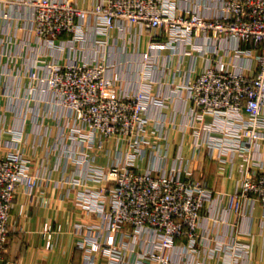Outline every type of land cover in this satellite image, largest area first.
<instances>
[{
  "label": "built area",
  "instance_id": "built-area-1",
  "mask_svg": "<svg viewBox=\"0 0 264 264\" xmlns=\"http://www.w3.org/2000/svg\"><path fill=\"white\" fill-rule=\"evenodd\" d=\"M178 1L99 0L91 8H81L73 0H0V20L6 23L15 18L7 12L10 4L31 7L28 35L43 48L33 57L16 49L0 55L8 63L16 59L28 63L23 74L8 76L0 71V76L15 80L18 89L22 81L28 82L24 96L9 89L0 95L10 104L6 111L24 119L32 113L30 99L39 104L40 97L48 96L45 103L73 123L72 142L85 144L87 149L100 147L99 142L95 146L98 139H114L123 145L118 150L122 161L117 159L102 169L88 167L84 176L85 183L105 185L100 193L86 186V205L82 206L97 213L98 223L76 226L77 236L82 235L76 248L84 264H98V258L106 264H184L186 256L193 264L212 259L217 264H245L251 253V233L239 229L238 223L252 213L255 204L263 211L260 231L264 233V0H220L217 10L206 14L181 8ZM114 30L137 43L147 40L146 50L140 53L139 79L131 82L130 91H121L120 76L108 73L115 69L106 62ZM63 36L68 37L66 41L56 44ZM76 44L84 55L90 51L89 59L57 61L55 53L72 50ZM0 45L23 47L8 36L0 38ZM26 46L33 49L29 43ZM163 50H170L167 59L178 58L177 74L185 57L195 59L198 54L204 60L200 70L189 69L181 84L173 79L166 85L187 108L181 123L163 113L169 97L152 92L159 85L154 73ZM46 56L53 61L37 63ZM17 101H23L20 113ZM154 108L157 111L152 115ZM171 129L182 139L189 138L193 153L188 156L180 151L170 167L157 166L155 159H166L161 144ZM24 144L22 131L0 128V264L17 191L28 194L43 183L31 171L32 159L22 150ZM201 150L221 172L228 167L229 177L235 171V188L227 198L235 220L227 238L214 240L203 258L208 238L199 234L205 219L202 212L219 195L214 197L206 183L193 178L194 152ZM150 157L149 167L137 166ZM68 158L87 163L83 153L69 152ZM52 234L44 231L46 247L52 245Z\"/></svg>",
  "mask_w": 264,
  "mask_h": 264
},
{
  "label": "crops",
  "instance_id": "crops-1",
  "mask_svg": "<svg viewBox=\"0 0 264 264\" xmlns=\"http://www.w3.org/2000/svg\"><path fill=\"white\" fill-rule=\"evenodd\" d=\"M19 1L29 0H12ZM76 6L81 8H91L99 3V0H73ZM220 0H179L178 5L181 8L197 10L202 14L213 13L217 10ZM16 5V6H15ZM8 13L15 15L14 20L6 23L0 20V38L8 36L12 42H21L23 47L14 48V45H0V55L4 53H14L15 49L27 57H33L36 50L42 51V47L37 45L28 35L30 27L31 7L28 5L20 6L10 4ZM7 10V9H6ZM88 37L91 34V28L88 30ZM68 37L63 36L56 44L66 41ZM26 43L32 48H28ZM88 45V46H87ZM90 48V43H86ZM147 47V40L142 39L137 43L132 36H120L116 30L110 34V39L106 47V62L115 65V69L108 73H117L121 82L118 83L121 91H130L131 82L139 79L140 53ZM190 50L191 47H186ZM45 49L44 51H46ZM182 50V48L180 49ZM55 53V58L61 64L74 60L80 62L82 56L85 59L90 58L84 55L83 50L77 44L72 50L65 49ZM88 53V52H87ZM170 50H163L158 60V69L154 73V79L159 85L152 87L154 95L167 98V108L163 113L167 117L175 119L176 123L184 121L183 111L186 106L177 95V92L166 85L175 79V83L181 84L191 67L198 71L203 66L204 60L196 54L195 59L185 57L181 71L177 74L174 71L177 64L176 55L167 59ZM39 64L50 63L52 56L40 57ZM169 60V62H167ZM195 60V61H194ZM192 61L194 63H192ZM28 63L24 59H16L15 62L8 63L5 57L0 56V71L8 76L23 74ZM167 65L170 68L167 69ZM173 67V68H172ZM172 68V70H171ZM28 82L22 81L20 89L17 88L15 80L3 75L0 76V95L8 89L18 96H24L27 92ZM119 90V89H118ZM176 92V93H173ZM38 97V96H37ZM41 101L36 104L30 99L28 105L32 108V113L23 119L14 116L6 111L10 106L6 98L0 96V115L3 119L0 122V128L22 131L25 135V144L22 147L24 153L32 159L31 171L43 178L40 187L33 189L28 194H24L22 189L17 191L14 200V211L11 221V231L8 237L6 252L3 255L1 264H84L83 254L76 248L78 238L73 234L74 224L86 222L89 217L78 209L75 205L76 196L80 192V185L85 183V173L88 167L106 168L119 158L118 150L123 149L116 140L98 139L95 146L100 143V147L87 149L85 144L74 143L69 138L73 123L66 119L65 113L56 108L49 107L45 101L48 96L40 97ZM43 99V100H42ZM47 99V100H46ZM23 101H17L16 111L20 113ZM26 104V103H24ZM152 110V115L156 113ZM167 141L161 146L166 154L165 160H156L157 166H171L175 163V157L183 152L190 156L192 152L189 138L182 139L175 129L166 131ZM182 142V145L181 144ZM181 151V152H180ZM69 152L83 153L87 163L78 164L68 158ZM193 177L202 179L207 187L212 190L213 196L219 195V198L210 204H207L202 216L205 218L199 234L207 236L204 241L201 258L207 255L209 248L213 246L214 240L221 241L227 238L230 233V224L235 220L227 208V198L235 188V171L232 177H229L228 167L225 171H220L215 161H211L205 150L194 152ZM152 158L137 162L140 169L149 167ZM93 184L88 182L93 190ZM215 199V198H214ZM22 207V214L18 215L19 207ZM263 216L261 207L254 205L252 213L239 223V229L251 233V253L245 264H264V233L260 231V221ZM63 229L62 233L56 234L51 247H46L44 231L56 227ZM181 244V243H179ZM206 253V254H205ZM177 256L174 255L175 261ZM190 256L185 257L184 264H193ZM206 264H217L215 260H207Z\"/></svg>",
  "mask_w": 264,
  "mask_h": 264
},
{
  "label": "rangeland",
  "instance_id": "rangeland-1",
  "mask_svg": "<svg viewBox=\"0 0 264 264\" xmlns=\"http://www.w3.org/2000/svg\"><path fill=\"white\" fill-rule=\"evenodd\" d=\"M193 164H192V167H191V171H192V175H193ZM194 178V177H193ZM194 179H198V180H201L203 181L202 179H199V178H194ZM81 187L80 189V192L78 193V196H76V199L75 200V205L78 207V209L85 215V217H89L90 219L89 220H86V222H78L76 224H74V231H73V234L79 239H82V235L81 236H77L76 234V226L77 225H82L83 228L86 227L87 225H95L98 223V217L96 216L97 213H92L90 212L86 207L82 206V205H86L85 202H84V197H86V194H87V191H86V186H87V183H83V184H79ZM103 187H105V185L103 183H96V184H93V192L95 193H100L103 189ZM209 189V188H208ZM210 190V189H209ZM212 191V190H210ZM21 207V206H20ZM19 207V208H20ZM59 229V234L62 233L63 229L61 227H56L55 229H52L49 227V231L50 232H54V234L51 235V238H50V244H52V241L55 237V233L56 231ZM76 245H77V241H76ZM84 257V256H83ZM97 263L98 264H106V261L104 259H100L98 258L97 260Z\"/></svg>",
  "mask_w": 264,
  "mask_h": 264
}]
</instances>
